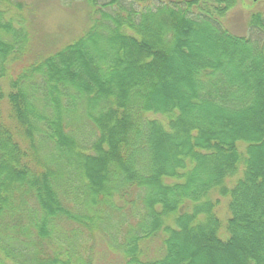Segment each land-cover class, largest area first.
<instances>
[{
	"label": "trees",
	"instance_id": "1",
	"mask_svg": "<svg viewBox=\"0 0 264 264\" xmlns=\"http://www.w3.org/2000/svg\"><path fill=\"white\" fill-rule=\"evenodd\" d=\"M237 1L88 0L14 75L32 34L0 0V264H97L99 233L120 264H264V13L233 33Z\"/></svg>",
	"mask_w": 264,
	"mask_h": 264
},
{
	"label": "rangeland",
	"instance_id": "2",
	"mask_svg": "<svg viewBox=\"0 0 264 264\" xmlns=\"http://www.w3.org/2000/svg\"><path fill=\"white\" fill-rule=\"evenodd\" d=\"M22 3L24 8V24L28 26L32 34L33 52L28 57H24L21 61L16 62L14 67V75H17L21 69L28 64L29 60H33L42 55H47L60 48L64 44L73 41L79 37L90 25L93 8L88 0H14ZM108 0H98L104 3ZM253 13H264V0H238L237 5L227 12L222 18L223 25L233 33L239 35H248L249 20ZM83 106L79 105L74 117L80 115ZM253 119V118H252ZM251 122H256L255 120ZM78 132L79 127L73 126ZM78 135L84 139L85 134ZM78 136V137H79ZM92 138H88L90 140ZM222 220L228 217L226 209V200L222 199L217 211ZM65 230H70L69 226H63ZM95 238H89V245L94 246L96 252L97 264H120L123 260L120 255L112 252L107 244L104 235L99 233ZM147 249L146 255L153 257L159 253L161 247L160 238L148 241L145 244ZM215 259V258H214ZM215 264H231L225 262L224 257L218 256ZM201 264H210V259L206 254L201 256Z\"/></svg>",
	"mask_w": 264,
	"mask_h": 264
},
{
	"label": "water",
	"instance_id": "3",
	"mask_svg": "<svg viewBox=\"0 0 264 264\" xmlns=\"http://www.w3.org/2000/svg\"><path fill=\"white\" fill-rule=\"evenodd\" d=\"M255 1H258V0H255Z\"/></svg>",
	"mask_w": 264,
	"mask_h": 264
}]
</instances>
